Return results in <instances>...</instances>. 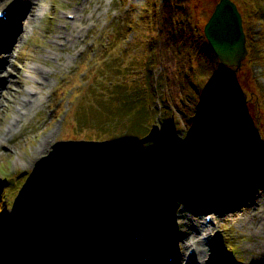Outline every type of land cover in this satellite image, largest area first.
Returning a JSON list of instances; mask_svg holds the SVG:
<instances>
[{
  "label": "rangeland",
  "instance_id": "obj_1",
  "mask_svg": "<svg viewBox=\"0 0 264 264\" xmlns=\"http://www.w3.org/2000/svg\"><path fill=\"white\" fill-rule=\"evenodd\" d=\"M37 1L44 7V15L55 20L43 17L32 22L25 37L18 27L20 13H10L0 22V67L11 76L0 87V264H89L99 256L107 264H133L144 248L142 243L129 242L130 233L124 237L127 222L134 234L143 233V239L164 231L162 243L174 248L173 258L181 264V252L187 247H175L187 232L184 225L166 218L167 203L175 204V214L195 208L194 216L200 221L204 215L213 220V211L205 209L198 197L215 196L220 190L235 196L217 209L224 211L225 218H215L208 246L211 259L206 264H264V258L253 251L256 243L264 245L262 65L251 61L248 54L242 67L229 76L224 66L210 60L202 45L206 41L203 27L218 0H88L93 20L84 40L71 53L52 51L47 33L51 27L69 28L67 16L81 0ZM233 1L241 11L250 4L248 0ZM12 4V9L17 5L21 10L29 6V0H0L1 9ZM253 5L261 10L252 43L257 47L264 33V0ZM9 23L13 30L7 29ZM46 55L52 57L47 63ZM33 64L50 70L43 99L35 109L26 107L14 132L3 135L18 106L5 98L12 94L21 97L29 89L26 66ZM153 123L164 132L166 143H145L125 155L94 210L72 233L25 258L10 253L12 200L35 160L54 142L130 140L146 133ZM188 161V167L221 181H205L214 194L206 191L200 179L186 176L182 186L179 177L186 173ZM214 165L217 173L211 175ZM221 165L236 170L235 178L222 176L218 172ZM173 172L178 177L172 179ZM252 198L257 199L256 213L262 217L254 215L249 206ZM235 210L234 217L227 218ZM240 218L245 220L240 222ZM118 230L125 233L120 239L116 238ZM159 243L153 242L150 256L162 254L158 247L165 244ZM126 245L135 248L131 254ZM149 264L157 263L150 260Z\"/></svg>",
  "mask_w": 264,
  "mask_h": 264
},
{
  "label": "water",
  "instance_id": "obj_2",
  "mask_svg": "<svg viewBox=\"0 0 264 264\" xmlns=\"http://www.w3.org/2000/svg\"><path fill=\"white\" fill-rule=\"evenodd\" d=\"M210 47L227 69L238 70L247 49L242 17L232 0H219L204 26ZM166 142L159 126L134 141L63 140L35 165L14 199L11 252L24 258L68 235L93 210L132 147Z\"/></svg>",
  "mask_w": 264,
  "mask_h": 264
},
{
  "label": "bare ground",
  "instance_id": "obj_3",
  "mask_svg": "<svg viewBox=\"0 0 264 264\" xmlns=\"http://www.w3.org/2000/svg\"><path fill=\"white\" fill-rule=\"evenodd\" d=\"M88 2H89L88 0H81V2L79 3V6L75 8V11L73 12L74 17L71 21H69V25H70L69 28H67V29L65 28L62 30L52 28L51 31H49L47 33L48 38L50 39V42H51L52 51L55 52V51L60 50V51H65L66 53H71V50H76L77 47L82 43V41L84 40V37L86 35V32L90 28L91 22L93 20V11L94 10L91 7L89 9H87V7H89ZM25 8L26 7L23 6L20 10V6H19L11 12L12 14H14L15 12H18L21 14V18H20L21 20L19 21L20 25L18 26V27H20L21 37H23V36L25 37L27 27L29 25H31L32 22L37 21L40 18H42L44 16V12H45L42 5L38 6L37 0H29V6L26 8L25 11H23ZM85 10H89L86 17L83 16ZM52 20H55V18L52 17ZM83 23H85L84 26L82 25ZM14 28L15 27H12V25L9 23V26L7 29L13 30ZM8 43L11 45V41H8L7 44ZM50 50H51V48H50ZM50 59L52 60V57L50 55H46L44 62L47 63V61ZM5 61H8V59L3 60V62H5ZM1 66L3 67V65H1ZM26 71H27L26 80H27V82L30 83L29 89L24 90V94H22L21 97H17L16 94L15 95L12 94V97L10 99L5 98L8 101L14 102L18 106L16 109V115H15L14 119L12 120L10 125L8 126V130L5 131L3 133V135L7 136L8 133L14 132L17 124L19 122H21L22 116L28 111V110H25L26 107L29 106L30 109H33V108L35 109L37 104H39L43 99L42 93H43V90L45 89V86L47 85L48 80L46 77H47V75H49L50 70L43 68L41 65L33 64V65H27ZM10 79H11V76L7 75V73H5L0 67V87H1V89H3L4 85H6L5 83H7V80H10ZM35 91H37L38 95L32 96V94H35ZM2 95L3 94L0 95V98L3 97ZM14 124H16L15 127H14ZM46 136L47 135H45L44 139L46 138ZM21 163L23 165H27L26 162H21ZM28 164L30 165L29 162H28ZM223 167L224 166L220 167V170L222 172L220 170H218V172L221 173L222 176H224V177H225V175H226V177H233L234 176V178H235L236 170H234L233 168L224 167L227 170L226 171L223 169ZM215 170H216V167H215ZM213 173L215 174V173H217V171L213 172ZM227 174H229V175H227ZM216 182H221V181H216ZM230 194L232 196H235V194L233 192H231ZM180 200H182V199L180 198ZM185 202H186V204H189L187 201H185ZM249 203H250L249 206L252 207V209H254L253 210L254 215L258 214V213H256V212H258L256 210V207L258 206L257 199L252 198ZM167 205H170V209L168 211V214L166 215V218H168V220L171 219L170 221L176 222L178 225H184L185 230L187 232V234L184 236V238L180 237L179 243L177 242V244H176L177 249H178L179 245L187 247V249L194 248V250H193L194 251V253H193L194 260L192 261L191 264H206L207 261L209 262V260L211 259L209 256L211 254V252L208 251V246H210V244H208V243H210V242H208V240H209L208 235L211 234V232L213 230V225H211V224H213V221H211L210 224H208L205 221H200L198 217L194 216L195 208H192V210H191L192 212L190 211V213L180 212L178 214H175L174 210H173V207L175 204L173 202L169 201L167 203ZM213 213H214L215 218H218V219L225 218V215H222L224 212H217L216 210H213ZM235 214H236V210L232 211L231 214H226V215H227V218H232V217H234ZM258 215L262 217L261 214H258ZM244 220H245L244 218H240V222H242ZM128 231H130V229ZM128 231H126L125 232L126 234H125V233H123V230H118L119 236L116 238L120 239V237H122L124 234H125L124 237L127 238ZM198 233H199V236H198ZM130 238L128 239L129 241H130ZM255 246H256V249H254L253 251L256 252L257 257L264 258V245L256 243ZM92 249L93 248L91 247V245L88 246L89 253L91 252ZM98 249H100L101 252L103 251V247L98 248ZM126 249L128 250V245H126ZM161 250H162L163 255L162 254L158 255L155 258V261H157L159 264H166L165 263L166 260L169 257H172L171 256L172 254L170 253L172 251V248H171V246L163 245ZM145 252L147 253L148 251L146 250ZM166 253H169V254L167 256H164V255H166ZM183 253H185V252H181V255H183ZM83 257H84V255H81L82 261H83ZM164 257H166V258L164 259ZM103 259L104 258H101L99 256L98 258L93 260L92 263H89V264H93L96 262H100L102 264H107L108 261L106 262ZM132 262H133V264H137V262H135V260H133ZM186 262L189 263V261H186ZM175 263L178 264L176 260H175Z\"/></svg>",
  "mask_w": 264,
  "mask_h": 264
},
{
  "label": "trees",
  "instance_id": "obj_4",
  "mask_svg": "<svg viewBox=\"0 0 264 264\" xmlns=\"http://www.w3.org/2000/svg\"><path fill=\"white\" fill-rule=\"evenodd\" d=\"M248 1L250 4H247V7L243 8L241 11L243 16V27L246 34L247 47L249 50V55L252 56L250 57L251 61L252 60L256 61L260 65H262L261 74L264 77V33L260 34L262 35V37L258 38L259 45L257 47H254V45L252 44L254 41V32L255 30L259 29L258 24L260 23V19H261L260 18L261 10L256 9V7L253 5L256 3V0H248ZM207 47H208V51L210 52V54H212L213 58L217 62L216 57L213 55L208 45ZM99 135L100 133L98 132L97 136Z\"/></svg>",
  "mask_w": 264,
  "mask_h": 264
}]
</instances>
